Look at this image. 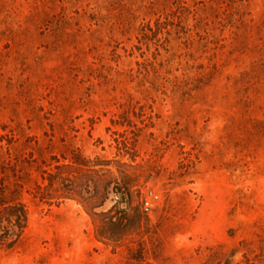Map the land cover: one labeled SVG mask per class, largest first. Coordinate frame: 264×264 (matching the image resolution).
Returning <instances> with one entry per match:
<instances>
[{
	"label": "rangeland",
	"instance_id": "obj_1",
	"mask_svg": "<svg viewBox=\"0 0 264 264\" xmlns=\"http://www.w3.org/2000/svg\"><path fill=\"white\" fill-rule=\"evenodd\" d=\"M0 146V264H264V0H0Z\"/></svg>",
	"mask_w": 264,
	"mask_h": 264
},
{
	"label": "trees",
	"instance_id": "obj_2",
	"mask_svg": "<svg viewBox=\"0 0 264 264\" xmlns=\"http://www.w3.org/2000/svg\"><path fill=\"white\" fill-rule=\"evenodd\" d=\"M8 144H10L9 140ZM0 149H2V146H0ZM5 161L4 158H0V251L4 252L14 249L19 244L28 224V208L23 198L25 183L20 179L16 169L17 164L13 163L12 159L9 160V163H5ZM15 162L17 161L15 160ZM84 166L86 164L83 160L72 157L68 164L61 167L65 169L69 167L82 169ZM8 169H11L10 174L7 172ZM43 173L48 176L42 178V183L36 184V189L42 199L48 200L53 193L52 183L55 179L59 182L64 178L60 173L51 174L46 171ZM70 176L72 177V175ZM114 190L117 189L115 187L111 188V192H114ZM72 192L74 190L68 191L70 194Z\"/></svg>",
	"mask_w": 264,
	"mask_h": 264
},
{
	"label": "built area",
	"instance_id": "obj_3",
	"mask_svg": "<svg viewBox=\"0 0 264 264\" xmlns=\"http://www.w3.org/2000/svg\"><path fill=\"white\" fill-rule=\"evenodd\" d=\"M157 199V195L153 194L152 192H149L148 196L145 198V200L142 203V211L145 214H149L154 209V201Z\"/></svg>",
	"mask_w": 264,
	"mask_h": 264
},
{
	"label": "water",
	"instance_id": "obj_4",
	"mask_svg": "<svg viewBox=\"0 0 264 264\" xmlns=\"http://www.w3.org/2000/svg\"><path fill=\"white\" fill-rule=\"evenodd\" d=\"M118 199H119V200H123V193H122V192H119V193H118ZM122 206L124 207L125 204L122 203Z\"/></svg>",
	"mask_w": 264,
	"mask_h": 264
}]
</instances>
